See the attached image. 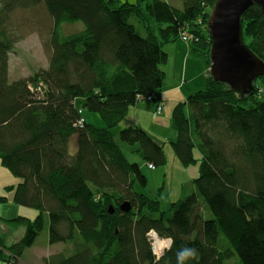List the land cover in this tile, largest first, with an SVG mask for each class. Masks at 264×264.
<instances>
[{"label":"trees","instance_id":"16d2710c","mask_svg":"<svg viewBox=\"0 0 264 264\" xmlns=\"http://www.w3.org/2000/svg\"><path fill=\"white\" fill-rule=\"evenodd\" d=\"M215 1L181 0L179 9L168 0H0V166L13 177L12 202L37 211L0 217L24 231L10 244L1 233L0 261L18 264L46 229L49 244L66 248L44 264H176L183 246L200 253L187 264H264V75L233 85L210 75ZM240 21L244 45L264 62L260 8ZM30 23L47 63L12 79L9 57ZM185 33L204 82L172 109L170 146L183 167L198 151V175L189 194L161 210L136 185H147L139 161L165 164L164 144L139 125L114 129L139 102L162 109L165 47ZM116 138L135 148L137 162ZM149 230L172 240L161 258Z\"/></svg>","mask_w":264,"mask_h":264},{"label":"rangeland","instance_id":"374dc122","mask_svg":"<svg viewBox=\"0 0 264 264\" xmlns=\"http://www.w3.org/2000/svg\"><path fill=\"white\" fill-rule=\"evenodd\" d=\"M126 1L133 2L134 0ZM168 1L176 8L180 9L182 7L181 0ZM35 27L32 23L29 24V26L25 30V32L27 33L25 39L19 44H17L15 47V51L11 52L10 54L9 71L10 77L12 79H15L17 77H26L32 72L36 71L38 68H44L47 63L48 54L46 53L45 49L42 47L41 42L39 41V35L36 32ZM186 36L187 33L181 34L180 43L188 48L189 46L187 43L189 38H186ZM178 51L176 53H178ZM187 58H189V56H187ZM169 60L170 59L168 56L167 62ZM182 60L183 59L180 60L178 53L176 58L173 60L172 70L175 71V73L173 74V79H178V81L176 82L177 84L175 86L176 92L177 94L181 95V97L186 98L189 94L195 92L196 90L198 91V89L188 90L190 85L189 83H185L187 82V80L183 76L185 68L184 62ZM178 91L180 93H178ZM261 97L262 99H264V94ZM170 98L171 100H169V102H175L178 99L173 94H170ZM144 103L151 109V116L153 120L149 124H151L153 128L156 129V118L162 119L158 124V128L156 130L159 131V134L161 135L162 141L159 142L164 144V151L167 157V161L163 166L158 168H155L152 165L148 164V169L150 170L146 169L144 162L139 161L141 172L147 179V185L146 187H139L138 185H136V190L142 192L143 194H146L148 197L151 198L158 197L161 210H166L169 207L170 203L181 199L185 195L189 194L190 189H192V187L190 186V181L193 178H196L198 175V164L200 160V154L198 153V151L194 150L196 162L191 166L183 167L171 149L170 143L176 140L177 134L170 127V117L172 109L176 105L177 101L171 108L167 106L166 108H164V110L158 108V105L155 102H151V100L142 101L140 104ZM128 112L126 117L128 118L130 115L131 118H133V112ZM164 112L166 114H164ZM84 117L87 119L88 122H91L92 124L94 123V125L98 127L103 126V123L93 113H84ZM133 120H135V118ZM121 124H119V126L114 129L115 133L119 132V130L122 129ZM137 124L138 123L133 125ZM167 133H170L169 136L175 134L176 137L171 138V140L168 141L169 136L165 137ZM116 140L119 146L121 147V150H123V152L127 156L129 162H137V155L134 153L135 148L130 147L126 143H121L117 138ZM186 175H191L189 181L187 180V178H185ZM12 178L13 177L6 171V169L0 166V196H6V201L0 202V217L8 219L20 215L30 219H34L37 215V211L30 208L15 205L12 202L11 192L5 189V187L12 185ZM159 190L160 194H157ZM153 232L155 233L154 230H149L146 236L152 235ZM1 233H3V235L5 236L6 244H10L20 239L24 231L21 228H12L11 226L1 224L0 235H2ZM47 234V230H43L41 234L36 238L33 246L27 248L24 251L17 263L44 264L45 258L49 257L52 254H56L57 252H61L66 248L65 244H49L47 242ZM150 242L152 252L156 258H161L165 251L169 250L172 245V240L170 238H162L157 235H155V237H152V240H150ZM154 243H156L159 247H156ZM236 263L237 258H232L224 262V264ZM0 264L5 263L3 261H0Z\"/></svg>","mask_w":264,"mask_h":264},{"label":"water","instance_id":"95a60500","mask_svg":"<svg viewBox=\"0 0 264 264\" xmlns=\"http://www.w3.org/2000/svg\"><path fill=\"white\" fill-rule=\"evenodd\" d=\"M256 4L264 23V0H216L208 19L212 39L209 73L214 80L233 85V81L245 80L248 84L264 75V62L243 43L241 15ZM249 90L251 89L248 87ZM123 211L130 206L124 203Z\"/></svg>","mask_w":264,"mask_h":264},{"label":"crops","instance_id":"0c3cea01","mask_svg":"<svg viewBox=\"0 0 264 264\" xmlns=\"http://www.w3.org/2000/svg\"><path fill=\"white\" fill-rule=\"evenodd\" d=\"M165 51L168 54L170 60L162 68L165 73V77L163 80V89H162V94H161L163 110L167 106L171 108L175 104L176 101L177 103H179L185 100V98L181 97V95L177 94L176 92L175 86L177 84L176 82L178 81V79L177 78L173 79V74L175 73V71L172 70V63H173V60L178 55V53H179L180 60L183 59L182 61L184 62L185 70H184L183 76L187 80V82L185 83H189L190 85L188 90L199 89L203 85V82H204V76H203V73L201 72L200 66L197 64L196 61L190 58H187L188 56L187 47L183 46L180 43V41L177 40L173 43H170L169 45L165 47ZM177 51L178 53H176ZM178 93L180 92L178 91ZM170 94H173L178 99L175 102H169V100H171ZM143 105H145V103L144 104L138 103L135 106H132L129 108V112L130 111L133 112V118H131L130 115L128 118L126 117L125 120L121 122L123 124L120 123L122 125L121 128L123 129L125 127H129L130 125L138 123L137 125L142 126L143 129H145L150 135L155 137L158 141H162L159 131L156 130L158 128V124L160 123L162 119L156 118V129L153 128V126L149 124L153 120L151 116V109L149 106H146V105L143 106ZM164 114L166 113L164 112ZM134 118L135 120H133ZM169 135L170 133H167L165 137ZM174 137H176L175 134H173L172 136H169L168 141H170L171 138H174ZM190 176L191 175H186L185 178H187V180L189 181Z\"/></svg>","mask_w":264,"mask_h":264},{"label":"clouds","instance_id":"9594fccd","mask_svg":"<svg viewBox=\"0 0 264 264\" xmlns=\"http://www.w3.org/2000/svg\"><path fill=\"white\" fill-rule=\"evenodd\" d=\"M200 253L194 247L183 246L175 252L176 264H187L190 260H198Z\"/></svg>","mask_w":264,"mask_h":264},{"label":"bare ground","instance_id":"6f19581e","mask_svg":"<svg viewBox=\"0 0 264 264\" xmlns=\"http://www.w3.org/2000/svg\"><path fill=\"white\" fill-rule=\"evenodd\" d=\"M146 237H147V236H146ZM150 240H152V239H151L150 236H148V237H147V241H148V243H149V245H150V248H151V242H150ZM151 252H152V249H151ZM152 254H153V252H152ZM153 256H154V254H153Z\"/></svg>","mask_w":264,"mask_h":264},{"label":"built area","instance_id":"2783aa9c","mask_svg":"<svg viewBox=\"0 0 264 264\" xmlns=\"http://www.w3.org/2000/svg\"><path fill=\"white\" fill-rule=\"evenodd\" d=\"M155 235H157V234L153 232V234H152V235H147V236H150V237H151V239H152V237H155ZM154 245H155L156 247H159V246H157V244H156V243H154Z\"/></svg>","mask_w":264,"mask_h":264}]
</instances>
